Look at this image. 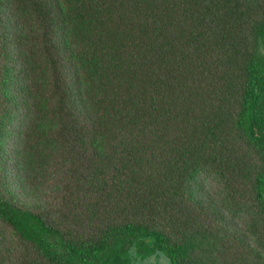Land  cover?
Listing matches in <instances>:
<instances>
[{"label": "trees", "instance_id": "16d2710c", "mask_svg": "<svg viewBox=\"0 0 264 264\" xmlns=\"http://www.w3.org/2000/svg\"><path fill=\"white\" fill-rule=\"evenodd\" d=\"M147 238L264 264V0H0V264Z\"/></svg>", "mask_w": 264, "mask_h": 264}, {"label": "rangeland", "instance_id": "374dc122", "mask_svg": "<svg viewBox=\"0 0 264 264\" xmlns=\"http://www.w3.org/2000/svg\"><path fill=\"white\" fill-rule=\"evenodd\" d=\"M15 126L19 125L13 124L11 129H14ZM9 136L6 142V149L9 154H13V150L16 146V134L11 132ZM133 250L128 264H170L165 253L157 249L150 238H147L143 242H138Z\"/></svg>", "mask_w": 264, "mask_h": 264}]
</instances>
